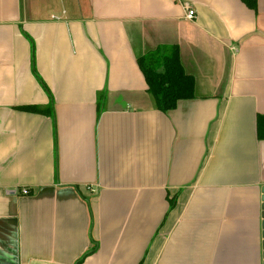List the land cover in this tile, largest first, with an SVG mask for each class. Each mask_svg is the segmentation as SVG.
Here are the masks:
<instances>
[{
    "label": "crops",
    "instance_id": "0c3cea01",
    "mask_svg": "<svg viewBox=\"0 0 264 264\" xmlns=\"http://www.w3.org/2000/svg\"><path fill=\"white\" fill-rule=\"evenodd\" d=\"M262 128L264 0H0V264H263Z\"/></svg>",
    "mask_w": 264,
    "mask_h": 264
},
{
    "label": "trees",
    "instance_id": "16d2710c",
    "mask_svg": "<svg viewBox=\"0 0 264 264\" xmlns=\"http://www.w3.org/2000/svg\"><path fill=\"white\" fill-rule=\"evenodd\" d=\"M241 1L250 9L256 8L257 0ZM161 50L158 49V52ZM148 58L149 55L138 59V64L158 110L165 112L175 108L179 99L193 97L194 79L184 72L177 46L168 47L166 53L155 63L152 60L148 61ZM263 130L262 128V132ZM82 259L83 257L76 264H80Z\"/></svg>",
    "mask_w": 264,
    "mask_h": 264
},
{
    "label": "built area",
    "instance_id": "2783aa9c",
    "mask_svg": "<svg viewBox=\"0 0 264 264\" xmlns=\"http://www.w3.org/2000/svg\"><path fill=\"white\" fill-rule=\"evenodd\" d=\"M186 17L187 18H189V19H192L193 17H194V10H191V9H188L187 10V13H186ZM21 194H28L29 193V190H28V188H26V187H23L21 190ZM8 192H10V193H18V190H16V189H11V190H8Z\"/></svg>",
    "mask_w": 264,
    "mask_h": 264
},
{
    "label": "water",
    "instance_id": "95a60500",
    "mask_svg": "<svg viewBox=\"0 0 264 264\" xmlns=\"http://www.w3.org/2000/svg\"><path fill=\"white\" fill-rule=\"evenodd\" d=\"M261 216H262V238H263V242H262V249H263V264H264V186L262 188V205H261Z\"/></svg>",
    "mask_w": 264,
    "mask_h": 264
}]
</instances>
